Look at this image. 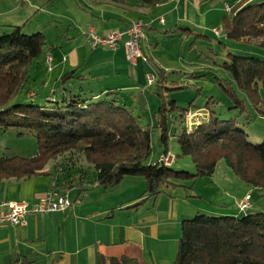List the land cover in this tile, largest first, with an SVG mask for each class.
Here are the masks:
<instances>
[{
  "label": "rangeland",
  "instance_id": "374dc122",
  "mask_svg": "<svg viewBox=\"0 0 264 264\" xmlns=\"http://www.w3.org/2000/svg\"><path fill=\"white\" fill-rule=\"evenodd\" d=\"M236 1L207 0L206 7L213 9L212 15L197 18L192 27L186 24V27H181L189 28L188 31L163 25L158 26L157 31L149 30L150 40L143 42L144 37L141 39L140 47L145 46L144 53L141 50V56L137 57H145L148 61L142 58L144 68L140 78L132 80L133 87L124 89L113 84V80L105 84L106 75L110 73L108 70L101 75L104 68H89L96 62L92 59L88 62L84 60L93 50L87 43L77 65L71 66L67 58L66 61L62 60L70 49L83 46L87 23L97 27L101 23L95 18L90 20L87 15H82L83 10L79 7L78 0H0V33L9 32L13 26L18 25L26 34L41 32L45 41L42 52L33 61L27 82L9 104L29 103L32 98L59 99L63 94L73 95L71 92H83L79 95L80 98L96 101L95 95L101 96L112 88L122 90L126 106L137 118L139 125L150 131L152 149L147 160L155 163L161 159L162 162L170 163L172 154L175 156L174 161L168 167L176 171L194 173L192 157L182 153L178 136L185 128L188 129L187 119L190 124H201L207 120V112L210 109L219 117L233 119L236 126L244 130L248 141L261 143L264 141V116L252 105L248 94L238 88L234 78L224 68V63L229 62L232 55L264 59V47L257 41L240 42L229 39L222 29L218 35L212 32L214 27L222 28V21L226 16L222 7L225 6L227 10V7H232ZM253 2L255 1L250 3ZM49 54L52 56L50 63L47 58ZM68 71H72V77L61 81L63 74ZM32 93L36 95L28 97ZM183 109L187 110L182 111ZM0 117L3 115L0 114ZM4 118L13 121L16 116ZM164 121L166 130L163 141L161 133ZM37 147L34 130L13 124L4 129L0 123V156L30 158L36 154ZM164 153L165 156H161ZM68 154L50 159L44 169L54 172L58 164L67 163ZM77 163L79 168L83 166L82 169L93 182V165L85 159H79ZM259 164L255 158L251 159L248 171L250 175ZM124 177L110 188L94 189L99 191H94V202H101L103 207L108 205V211L119 205L117 211H122L117 216L120 217H126L125 209L132 204L129 203L130 197L138 195L139 201H143V197L146 200L153 198L145 193L146 181L142 175ZM133 178L141 180L139 187H132ZM178 179L176 186L164 185L154 202L156 207L164 206L165 199L172 202L174 200L176 206L182 203L188 213L184 219H192L197 213L210 216H242L248 212L264 210V188H255L244 182L223 158L217 161L210 176H200L193 180L188 177ZM59 190L66 192V189ZM142 190L144 192L139 194ZM246 195L249 197L245 198ZM241 203L248 208L239 210L238 204Z\"/></svg>",
  "mask_w": 264,
  "mask_h": 264
},
{
  "label": "trees",
  "instance_id": "16d2710c",
  "mask_svg": "<svg viewBox=\"0 0 264 264\" xmlns=\"http://www.w3.org/2000/svg\"><path fill=\"white\" fill-rule=\"evenodd\" d=\"M92 1L112 4L124 12L152 8L166 0ZM223 7L226 16L220 29L224 30L227 38L240 42L257 41L264 47V0H237L232 7L228 6L229 11ZM132 19L143 18H130L125 27L110 31L124 30ZM96 33L101 36L107 34ZM123 42L124 38L119 44ZM44 43L41 32L26 34L18 25L9 32L0 33V114L3 115L0 123L4 129L13 124L34 130L38 145L36 154L30 158L0 156V180L45 173V164L50 159L69 153L67 163L57 165L62 171L61 175L70 173L74 177V170L71 167L68 172V168L79 159H85L95 169L93 185L110 188L124 176L142 175L146 181L145 193L150 197H156L164 185L176 186L180 177L193 180L212 175L217 161L222 158L244 182L255 188H264V141H248L244 130L237 127L233 119L219 117L211 109H208L205 122L193 126L189 131L185 128L178 136L182 153L190 154L195 166L194 173H189L173 170L168 167L170 164L160 159L155 163L147 160L152 149L150 131L139 125L126 106L123 91L117 88L107 90L101 96L95 95L96 101L80 98L83 92H71L73 95L63 94L59 99L32 98L29 103L9 104L27 82L33 61L42 52ZM98 47L102 46L94 48ZM224 68L234 78L238 88L248 94L258 113L264 116V59L232 55L230 61L224 63ZM71 73L63 74L61 81L71 78ZM226 90L229 91L228 88ZM232 94L235 96L233 90ZM35 95L32 93L28 97ZM207 107L211 108L209 105ZM10 115L16 116V119L10 121L4 118ZM162 126L161 138L164 141L165 121ZM252 158L260 164L250 175L248 171ZM77 171L87 173L81 168ZM65 181L70 184L72 180L65 178ZM53 188L66 187L52 186L48 190ZM143 201L131 207H137ZM238 206L239 210L248 208H243L241 204ZM179 231V245L173 264H264V210L242 216L197 213L192 219L183 218ZM97 259V264H139L137 258L124 255L104 257L99 254ZM30 263L23 258L8 264Z\"/></svg>",
  "mask_w": 264,
  "mask_h": 264
},
{
  "label": "crops",
  "instance_id": "0c3cea01",
  "mask_svg": "<svg viewBox=\"0 0 264 264\" xmlns=\"http://www.w3.org/2000/svg\"><path fill=\"white\" fill-rule=\"evenodd\" d=\"M206 1L166 0L152 8L124 12L112 4H97L92 0H78V5L83 10L82 15L101 22L98 27L92 23L86 24V27L93 25L98 33L121 29L134 17L149 21L150 26L145 29L142 40L148 42L149 30L157 31L160 25L183 30L187 28H181L182 26L192 27L197 18L212 15L213 9L206 7ZM222 10L225 11L224 7ZM158 18H162L163 23ZM84 47L86 42L83 46L70 49L62 60L66 61L67 58L71 66L77 65L84 53ZM144 47L141 48L143 53ZM92 49L84 60L88 62L92 59L96 62L89 68H104L101 75L107 70L110 72L106 75L105 84L113 80V84L125 89L133 87V79L140 78L144 68L142 58L131 64L125 57L122 43L115 49ZM77 162L68 168L70 171L72 167L74 177L70 173L61 175L62 171L55 168L54 172L44 169L45 173L27 178L0 180V200L3 202L32 204L37 196L52 186L66 187L71 202L64 211L28 214L19 225L0 224V264L23 258L28 259L30 264H97L99 254L104 257H134L139 264H173L179 245L178 226L188 216L187 208H183L182 203L176 206L174 200L172 202L168 199H165L164 206L156 207L154 202L157 196L147 200L143 197L145 200L137 207L125 209L126 217L117 216L122 211H117L119 205L108 211V205L103 207L101 202H94V191H97L94 189L100 186L93 185L94 181H90L87 173L77 171L80 167ZM65 178L72 180L71 183L67 184ZM141 183V180L133 178L132 187H139ZM130 202H139V196L130 197ZM0 208L5 207L1 205Z\"/></svg>",
  "mask_w": 264,
  "mask_h": 264
},
{
  "label": "built area",
  "instance_id": "2783aa9c",
  "mask_svg": "<svg viewBox=\"0 0 264 264\" xmlns=\"http://www.w3.org/2000/svg\"><path fill=\"white\" fill-rule=\"evenodd\" d=\"M228 9L229 7H227V10ZM158 21L163 23L162 18H158ZM148 26H150L149 21L132 19L129 26L124 30H113L104 36L97 34L94 27L89 26L85 30L84 36L85 41L91 48L96 46H106L110 49L117 48L119 41L124 38L123 47L125 57L129 62L135 63L137 57L141 56L140 42L144 37V28H147ZM213 32L218 35L220 33V28H213ZM142 58L143 60H146L145 57ZM48 62H51L50 56L48 57ZM186 123L188 125V130H190L192 126H195V124H190L188 119L186 120ZM170 156L174 159L172 154H170ZM172 161H170V163H164L171 164ZM1 205L5 208H0V224L19 225L23 223L24 217L28 214L34 215L64 211L71 205V202L68 199L66 192L53 188L37 196L32 204L19 201L3 202L0 200V206ZM241 206L244 207L243 203H241Z\"/></svg>",
  "mask_w": 264,
  "mask_h": 264
}]
</instances>
